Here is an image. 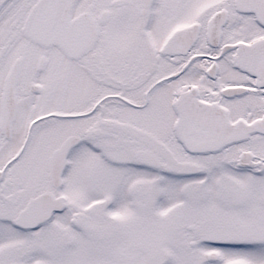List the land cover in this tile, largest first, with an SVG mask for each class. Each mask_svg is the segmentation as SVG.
<instances>
[{"label": "snow or ice", "instance_id": "snow-or-ice-1", "mask_svg": "<svg viewBox=\"0 0 264 264\" xmlns=\"http://www.w3.org/2000/svg\"><path fill=\"white\" fill-rule=\"evenodd\" d=\"M0 264H264V0H0Z\"/></svg>", "mask_w": 264, "mask_h": 264}]
</instances>
